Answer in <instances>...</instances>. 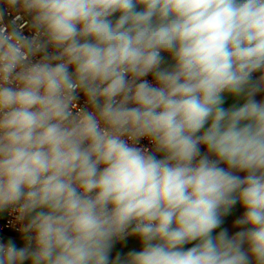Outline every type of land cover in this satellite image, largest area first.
Instances as JSON below:
<instances>
[{
    "label": "clouds",
    "instance_id": "clouds-1",
    "mask_svg": "<svg viewBox=\"0 0 264 264\" xmlns=\"http://www.w3.org/2000/svg\"><path fill=\"white\" fill-rule=\"evenodd\" d=\"M0 213V264H264V0H0Z\"/></svg>",
    "mask_w": 264,
    "mask_h": 264
},
{
    "label": "crops",
    "instance_id": "crops-1",
    "mask_svg": "<svg viewBox=\"0 0 264 264\" xmlns=\"http://www.w3.org/2000/svg\"><path fill=\"white\" fill-rule=\"evenodd\" d=\"M257 99H260V97L258 96ZM234 102H236V101L233 98L228 97L227 98V103H226L225 106L227 107L228 105H230V104H232ZM242 211H243V209H241L240 206L237 205L235 207V209L233 210L232 215L227 217V218H225V223H224L223 227L229 228L230 234L239 230V229H233L231 227V225H232L233 221L235 220V218L242 214ZM190 246L191 245H188L186 247H190ZM132 249L140 250V245L134 239L129 238V240L127 242H119V243L116 244L115 249L113 251V255H115L116 252L124 253V252H127V251L132 250Z\"/></svg>",
    "mask_w": 264,
    "mask_h": 264
},
{
    "label": "built area",
    "instance_id": "built-area-1",
    "mask_svg": "<svg viewBox=\"0 0 264 264\" xmlns=\"http://www.w3.org/2000/svg\"><path fill=\"white\" fill-rule=\"evenodd\" d=\"M0 220H3L6 222L7 228H13L16 226L14 224V219H9V213H0ZM4 231H5V228L0 227V232H4ZM9 234H14V233H9ZM0 238H2V237H0Z\"/></svg>",
    "mask_w": 264,
    "mask_h": 264
}]
</instances>
